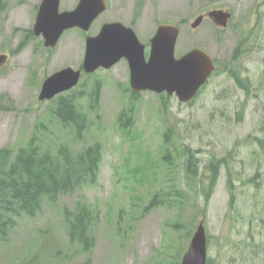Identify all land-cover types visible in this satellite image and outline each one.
I'll use <instances>...</instances> for the list:
<instances>
[{"label":"rangeland","instance_id":"374dc122","mask_svg":"<svg viewBox=\"0 0 264 264\" xmlns=\"http://www.w3.org/2000/svg\"><path fill=\"white\" fill-rule=\"evenodd\" d=\"M40 1L0 0V54L6 55L0 63V149H16L35 134L44 144L63 141L76 149L98 141L103 158L96 184L17 220L0 242V264H77L87 258L92 264H175L178 256L180 264L199 222L207 238L206 261L264 264V149L258 143L264 144V0H106V10L86 32L66 30L50 50L40 37L23 40ZM77 2L60 0L59 9ZM214 8L231 13L220 32L207 17L190 26ZM111 21L132 27L145 44L159 23H179L175 56L203 47L219 67L189 103L150 90L132 98L125 59L82 72L73 88L38 100L43 79L66 66L78 68L85 36ZM230 69L248 79L246 89ZM95 78L101 80L98 105L88 107L87 95L78 99L88 125L75 139L51 119L49 106L61 94L87 91ZM128 107L131 122L121 127L118 117ZM164 146L171 147L168 162L160 160ZM186 150L195 154L199 176L211 162L218 165L206 200L199 177L186 173ZM151 199L154 204L146 207ZM78 200L99 212L88 254L69 244L62 215Z\"/></svg>","mask_w":264,"mask_h":264},{"label":"trees","instance_id":"16d2710c","mask_svg":"<svg viewBox=\"0 0 264 264\" xmlns=\"http://www.w3.org/2000/svg\"><path fill=\"white\" fill-rule=\"evenodd\" d=\"M217 31L220 32L218 28ZM28 36L32 38L34 36L31 28L27 29L23 40ZM236 50H239V46ZM215 65L216 70L219 67L216 60ZM229 73L241 88H247V78H241L233 69H230ZM100 89L101 80L95 78L87 91L84 88L52 99V104L49 106L51 119L68 129L73 138L81 139L88 125V117L86 112L79 108L78 99L87 95L88 107H96ZM138 93L129 90L132 98H136ZM130 109L128 107L127 110L123 109L120 112L118 121L121 127L129 126ZM164 141L168 142L166 134ZM43 142L34 134L16 149L6 147L0 149V242L6 240L19 218L34 216L40 211L43 203L54 204L63 194L73 193L84 186L97 183L103 158L102 146L98 141L79 149L63 141L56 142L52 146ZM258 143L264 149V144L261 141ZM170 153L171 147L164 146L160 160L168 162ZM185 167L188 177L189 175L192 178L199 177V193L203 194L206 200L209 191L215 185L218 165L211 162L208 166L209 170L205 169L206 171L199 176L197 158L192 151L186 150ZM228 184L231 182L229 181ZM163 199L165 198L162 195L159 203H164ZM152 204L154 202L151 199L146 207ZM62 215L69 244L76 247L77 253H90L95 244L94 233L99 220L98 210L90 203L78 200L73 208L64 209ZM178 261L179 256L175 264H178ZM21 264L36 263L33 259H29ZM77 264H92V262L87 258ZM206 264H211V260H207Z\"/></svg>","mask_w":264,"mask_h":264},{"label":"water","instance_id":"95a60500","mask_svg":"<svg viewBox=\"0 0 264 264\" xmlns=\"http://www.w3.org/2000/svg\"><path fill=\"white\" fill-rule=\"evenodd\" d=\"M60 0H41L35 15L32 31L40 36L45 47L52 48L63 32L77 27L87 31L102 13L105 0H78L74 8L59 10ZM207 16L218 27L228 24L231 13L214 8L195 16L190 23L196 28ZM179 24L161 22L146 45L137 37L132 27L120 21L105 22L95 35L85 36L82 67H63L47 76L41 84L38 100H45L74 87L81 72L91 73L98 68H110L120 59L127 61L129 86L133 92L150 90L175 95L179 102L189 103L206 83L215 68V62L203 47H193L179 57L175 45ZM6 59L0 54V63ZM207 238L202 222L196 226L180 264H206Z\"/></svg>","mask_w":264,"mask_h":264},{"label":"flooded vegetation","instance_id":"af4514ba","mask_svg":"<svg viewBox=\"0 0 264 264\" xmlns=\"http://www.w3.org/2000/svg\"><path fill=\"white\" fill-rule=\"evenodd\" d=\"M80 67V66H79Z\"/></svg>","mask_w":264,"mask_h":264}]
</instances>
